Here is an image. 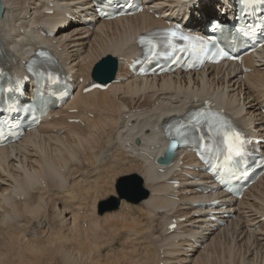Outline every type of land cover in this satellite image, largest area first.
<instances>
[{
    "label": "bare ground",
    "instance_id": "bare-ground-1",
    "mask_svg": "<svg viewBox=\"0 0 264 264\" xmlns=\"http://www.w3.org/2000/svg\"><path fill=\"white\" fill-rule=\"evenodd\" d=\"M91 1L57 0L56 13L48 16L45 0H0L2 43L18 73L20 64L45 44L75 83L84 80L52 119L20 143L0 149V241L8 247L5 252L0 247V264H264V177L241 201L218 194L222 203L214 210L228 211L232 218L216 228L210 210L193 207L208 200L197 191L208 176L187 169L195 166L193 155L178 151L170 165L159 166L162 174L153 168L169 143L163 126L202 100L264 138V50L246 57L251 73L221 65L197 74L132 79L127 62L135 56L138 37L206 11L202 21L192 17L188 25L200 29L211 12L208 2L146 0L153 14L93 28L78 19L67 30H55L54 37L40 39L37 33L59 24L62 8L86 13L92 10ZM107 56L118 61L117 79L122 81L106 91L83 94L93 68ZM73 118L81 123H69ZM127 166L143 178L149 199L139 206L123 202L120 211L97 217L98 202L119 178H110L111 173ZM175 178L182 187L170 200L166 182ZM183 218L182 233L168 236L166 227Z\"/></svg>",
    "mask_w": 264,
    "mask_h": 264
},
{
    "label": "water",
    "instance_id": "water-1",
    "mask_svg": "<svg viewBox=\"0 0 264 264\" xmlns=\"http://www.w3.org/2000/svg\"><path fill=\"white\" fill-rule=\"evenodd\" d=\"M3 9L0 7V17ZM117 71V62L113 57H107L97 65L94 70L93 77L101 82L110 83L115 79ZM173 154H167V157L161 158L159 161L167 164L172 160ZM118 197H111L103 201L99 205V215L119 209L123 200L139 204L149 197V192L143 186V179L138 175L125 176L118 180L116 185Z\"/></svg>",
    "mask_w": 264,
    "mask_h": 264
},
{
    "label": "snow or ice",
    "instance_id": "snow-or-ice-1",
    "mask_svg": "<svg viewBox=\"0 0 264 264\" xmlns=\"http://www.w3.org/2000/svg\"><path fill=\"white\" fill-rule=\"evenodd\" d=\"M171 35L175 36L176 33L172 32ZM184 39H187V37H184ZM153 47H155V45H153ZM221 55H223V53H221ZM176 131L180 133L181 129L178 128ZM182 134L185 136L186 140L187 134ZM223 143L226 146L228 160H231L233 157H239L243 154V144L245 143V141L238 131H225L223 135ZM176 147L177 144L175 142L170 145V149H174Z\"/></svg>",
    "mask_w": 264,
    "mask_h": 264
},
{
    "label": "rangeland",
    "instance_id": "rangeland-1",
    "mask_svg": "<svg viewBox=\"0 0 264 264\" xmlns=\"http://www.w3.org/2000/svg\"><path fill=\"white\" fill-rule=\"evenodd\" d=\"M87 149H88V148H87ZM79 153H80V151H79ZM79 155L82 156V150H81V153H80ZM127 167H128V166H127ZM82 168H84V167H82ZM81 170H82V169H81ZM118 171H119V175H118ZM118 171H116V172H114V173H111V174H112V175L115 174V175H117V177H121L122 174H123V175H130V174H132V173H134V172H135L134 174H138L135 170H134V172H133V170H130V167H128V169H127V168H126V169H125V168H122V169H120V170H118ZM120 171H122L123 173L121 172V173H122V174H121ZM112 175H111V176H112ZM115 175H113V176L110 177V178H113ZM115 177H116V176H115ZM110 178H109V179H110ZM108 181H109V180H108ZM110 182L113 183V182L111 181V179H110ZM111 183H110V185H111ZM114 184H115V183H114ZM114 184H112V187H113V188H111L110 185H109L110 189L107 190L108 193L111 192V191H109V190H112V189H113V191H115V185H114ZM113 185H114V186H113ZM107 192H104V193H107ZM108 193L105 194V196L103 195L102 197H106V198H108V197H107ZM112 193H114V192H112ZM108 196L111 197V194L109 193ZM102 197H100V198H102ZM92 200H93V199H92ZM95 200H96V199H95ZM95 200H93V201H95ZM95 203H96V201H95ZM95 203L92 202V204L89 205V206H90V207H89V210L93 207V204H95ZM98 203H99V202H98ZM91 206H92V207H91ZM134 206H135V205H134ZM137 206H139V205H137ZM96 209H97V208H96ZM91 210H92V209H91ZM91 210H90V211H91ZM95 211H96V212H94V213H96V216H97V217H100V216L98 215V213H97V210H95ZM91 213H92V211H91ZM91 213H90V214H91ZM112 222H115V221L111 220V222L109 221L108 223H112ZM39 234H41V233L39 232ZM39 234H38V235H39ZM1 242H2V243H1ZM0 243H1L0 247H2V248H3V247H6V249H5V248H3V249L0 248V250L2 249L1 251L5 252V250L8 249V247L6 246V245H7V241H6V242H3V240H1ZM32 244H33V245H34V244L37 245L36 243H32ZM35 245H34V246H35ZM6 259H7V258H6ZM6 259H5V260H6Z\"/></svg>",
    "mask_w": 264,
    "mask_h": 264
}]
</instances>
